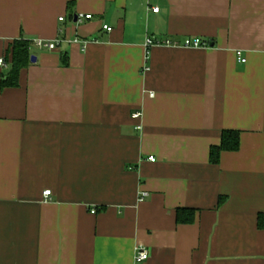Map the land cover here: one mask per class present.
<instances>
[{
  "label": "crops",
  "instance_id": "crops-1",
  "mask_svg": "<svg viewBox=\"0 0 264 264\" xmlns=\"http://www.w3.org/2000/svg\"><path fill=\"white\" fill-rule=\"evenodd\" d=\"M20 37L36 61L0 89V264H264V0H0V58ZM223 129L240 146L215 165Z\"/></svg>",
  "mask_w": 264,
  "mask_h": 264
},
{
  "label": "trees",
  "instance_id": "trees-1",
  "mask_svg": "<svg viewBox=\"0 0 264 264\" xmlns=\"http://www.w3.org/2000/svg\"><path fill=\"white\" fill-rule=\"evenodd\" d=\"M69 17L73 18L71 10V2H68ZM5 51L4 62L8 64V70L4 71L0 67V89L14 87L18 85L19 73L24 67L30 64L32 42L26 38H17L8 43ZM62 64L67 65L66 54H61ZM240 130L237 129H223L220 134L218 145H212L209 149V161L212 164H218L220 161V154L223 151L233 152L238 150L240 146ZM225 197L218 198V204L224 201ZM195 208L178 207L175 211L176 221L183 224H191L195 219ZM264 223L263 215H259V227Z\"/></svg>",
  "mask_w": 264,
  "mask_h": 264
},
{
  "label": "built area",
  "instance_id": "built-area-1",
  "mask_svg": "<svg viewBox=\"0 0 264 264\" xmlns=\"http://www.w3.org/2000/svg\"><path fill=\"white\" fill-rule=\"evenodd\" d=\"M154 13L158 12V7H151L150 8ZM77 20L81 21L82 19L84 20H89L93 18L92 14H84L81 13L79 15H76ZM60 20H63V18H60ZM103 29L110 32L112 30V26H108V25H102ZM62 40L60 38L54 39L50 42H44L41 40L36 41V45L40 46V47H44L50 51H53V49H56L58 47V45L60 44ZM73 42L76 43H82L83 47L85 46L86 42L84 40L80 41L78 38L73 39ZM151 44H161V45H171V44H177V42L172 41V40H160V41H153L151 39H147V43L146 45H151ZM182 45L184 47H200V46H206L207 45V41L203 40V38H198V37H186L185 40L183 41ZM237 60L240 63H244L245 62V58L242 56V52L237 51ZM5 62L4 59H2V57L0 58V67L4 66ZM133 117L134 118H139L141 117V114L138 112L133 113ZM151 161H155V158H153L152 156L148 157ZM45 196L48 197L51 194V191L49 190H45L44 192ZM92 212H95V210H92ZM148 259V252L146 249L142 248V247H138L136 249V253L134 256V262H136V264H143L145 260Z\"/></svg>",
  "mask_w": 264,
  "mask_h": 264
},
{
  "label": "water",
  "instance_id": "water-1",
  "mask_svg": "<svg viewBox=\"0 0 264 264\" xmlns=\"http://www.w3.org/2000/svg\"><path fill=\"white\" fill-rule=\"evenodd\" d=\"M76 20H77V17H76V15H74V21H76ZM30 61L31 62H35L36 61V58L33 55H31L30 56Z\"/></svg>",
  "mask_w": 264,
  "mask_h": 264
}]
</instances>
